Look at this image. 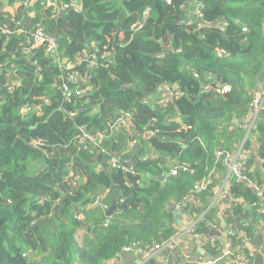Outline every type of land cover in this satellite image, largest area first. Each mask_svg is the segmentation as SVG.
<instances>
[{
    "label": "trees",
    "instance_id": "trees-1",
    "mask_svg": "<svg viewBox=\"0 0 264 264\" xmlns=\"http://www.w3.org/2000/svg\"><path fill=\"white\" fill-rule=\"evenodd\" d=\"M16 1L13 14L0 3V264H109L174 238L175 211L211 221L227 175L216 151H234L247 135L244 152L264 153V110L251 128L237 126L264 79V0H6ZM192 3L200 21L190 23ZM38 26L55 52L27 44ZM90 54L93 66H78ZM74 73L84 83L68 81ZM165 87L179 95L161 113L149 103ZM127 114L129 140L110 126ZM83 130L101 135L97 148L79 144ZM115 158L131 170L111 167ZM242 176L262 189L248 167ZM231 181L233 199L260 202ZM115 195L105 223L102 206ZM97 198L102 205L87 208Z\"/></svg>",
    "mask_w": 264,
    "mask_h": 264
},
{
    "label": "crops",
    "instance_id": "crops-1",
    "mask_svg": "<svg viewBox=\"0 0 264 264\" xmlns=\"http://www.w3.org/2000/svg\"><path fill=\"white\" fill-rule=\"evenodd\" d=\"M0 1L3 7V9L1 8L2 12H9L11 14H13L14 11L22 5L20 1H16L11 5H8L6 0ZM28 5H30L28 2L25 3V8H28ZM30 13L31 12H28L26 15L30 16ZM186 17L190 23L191 21H200L197 3L190 4V8L186 11ZM168 104L169 102L164 103L162 99H160L159 102L155 101L154 103H149L152 107L159 109L161 113L164 107ZM177 116L178 114H173V117L176 118ZM238 125L241 127L248 126L246 122L238 123L237 126ZM148 135L149 134L146 133L144 135L146 137L144 138H147ZM134 151L137 152V150ZM243 157H245L243 158V161L246 163L244 169H247L248 167L251 174L258 175L260 178L262 177L264 179L263 150H261L259 154L254 155L249 154V152L246 151V155ZM231 182L232 181H229L225 184L224 180L220 186V191L214 193L211 198L210 209L214 214L211 221L204 220L201 216H198L195 219L191 216L190 220L187 218L186 221L182 216H180L181 213L176 212L175 207H173L175 211V227L178 228L179 231L184 228L188 221H193L194 219L195 221L198 220V223L192 230L191 235H189V233L181 234L183 230L179 233L176 250L171 252L164 251L154 253L150 260V264H197L199 261L212 260L220 254L219 251L224 248V243L227 241L231 244V247L234 248L237 256L232 255L233 263L229 261H222L216 262L215 264H234V262L238 259V256H243L246 259L247 264H264V200H262L258 194V183L257 181H247V183L244 181L249 187L256 191V195L260 200L259 203L246 208L243 201L236 200L231 197L229 193V185ZM261 187L262 194L264 195V183ZM193 203L195 204L194 201ZM234 203H236L238 207L244 209L241 216L235 215L233 211ZM108 207L109 206H107V208ZM106 209H103V212H105ZM111 218H105V223H107V221ZM202 222L206 226V232L199 231V224ZM248 229L250 230V240L245 234V231ZM142 258V251L135 248H129L117 254L109 264H137L142 260Z\"/></svg>",
    "mask_w": 264,
    "mask_h": 264
},
{
    "label": "built area",
    "instance_id": "built-area-1",
    "mask_svg": "<svg viewBox=\"0 0 264 264\" xmlns=\"http://www.w3.org/2000/svg\"><path fill=\"white\" fill-rule=\"evenodd\" d=\"M53 5H55L53 2H50V1L46 2L47 7L53 6ZM55 7H56V5H55ZM66 8H67V6L64 5V6L58 7V10H59V12H61ZM198 14L200 15L199 9H198ZM142 25H143V21H141L139 24H137L135 26V28L139 29L142 27ZM246 31H247V29L245 27L241 28V32H246ZM26 42H27V44H31L32 48L39 46L42 43H46V47H47L46 52L47 53H53L56 51L55 40L51 37L46 36L44 34V32L42 31V28H40L39 26L33 30L31 40H27ZM85 57L86 58L81 60V62L79 63L78 66L86 65L87 69H89V68H91V66H93L94 58L91 54L87 55ZM2 66H3V64L0 63V68ZM73 68H74L73 65H67L66 64V66H65L66 71H70ZM68 81L73 82V83L78 82V81H82V77L79 76L78 74L74 73L68 78ZM81 83H84V82L82 81ZM63 88H64L65 92L69 91L67 86H64ZM217 90L220 91L221 93H225V92H228L230 90V88L228 87V85H223V86L218 85ZM163 91H164L163 92L164 96L162 97V100L164 101V103L172 101L176 96L179 95V91L177 89H170L168 87H165ZM80 93H81V91L80 92L78 91V92H76V95H79ZM251 95L253 96L251 116H250V118H247L245 120L249 128H251L253 126V124L255 123V121L257 119H259L262 110H264V79L263 78L261 79V82L259 83V85H256V88L251 92ZM113 123H114V126H115V124L117 125V128L119 130H122V131L125 130L126 131L125 134L127 135L128 140H129L130 134L133 131L132 130L133 126L131 125L132 123L129 120V115L127 114V115L118 116L117 119H115V121ZM82 133L83 134L81 136V142L79 144L83 145L84 148L87 149L88 151H91L94 148H97L99 141L101 139V135H99V134L90 135L88 133H85L84 130ZM246 139H247V135L243 138L241 143L238 145V147L234 151H224L223 149H218L216 151V156L222 157V161L227 167V175L225 178V184L228 183L229 181H231L232 179L239 180V181H243L245 179L242 176V170L244 169V163H243L244 161H243L242 157L244 155H246V151L244 152ZM136 145H137L136 142L129 144V146L131 148V152L134 150ZM256 147H257V149L259 148L258 145H256ZM109 163H110L111 167L121 168L122 170H125V171L131 170V168L127 169V167H125L119 161L118 158L111 159ZM220 188L217 190V192L220 191ZM217 192H215V193H217ZM259 193L262 194L261 189H259ZM99 205L101 206L102 204L100 202V198H97L93 202L89 203L88 207L92 208V207H97ZM102 208L104 209L105 206H102ZM187 218H188L187 216L183 217V219H185L186 221H187ZM197 223H198V220L188 221L187 224L182 229L183 231L180 230L179 233L182 231L181 234H188L189 233V235H191V232ZM179 233L174 238H171V239H169L165 242H162L158 245H155L147 251H143V250L138 249L139 251L143 252V258L137 264H150V260L153 257L154 253L164 252V251L171 252V251L176 250L177 249L176 248L177 247V239H178ZM224 244H225L224 248L219 251L220 254L218 256H216L215 259L208 260V261H199L197 264H215L216 262H222V261L232 262V255L237 256V253L234 251V248L231 247V244L228 241L225 242ZM234 264H247V262L243 256H238V259L236 260V262H234Z\"/></svg>",
    "mask_w": 264,
    "mask_h": 264
},
{
    "label": "water",
    "instance_id": "water-1",
    "mask_svg": "<svg viewBox=\"0 0 264 264\" xmlns=\"http://www.w3.org/2000/svg\"><path fill=\"white\" fill-rule=\"evenodd\" d=\"M62 12L63 11L59 12V15H61ZM86 46L89 47V42L86 43ZM92 50H93L92 48L89 49L90 53H92ZM110 126H114V123H111ZM242 158H245V157H242ZM125 167H127V165H125ZM174 173L176 174V171H174ZM74 208H75V211H76V216H78L77 208L76 207H74ZM116 211H117V196L115 195L113 197V199H112L111 205L104 212L105 218H111V215L113 213H115ZM40 258H42V255H41ZM40 258H39V260H40Z\"/></svg>",
    "mask_w": 264,
    "mask_h": 264
},
{
    "label": "rangeland",
    "instance_id": "rangeland-1",
    "mask_svg": "<svg viewBox=\"0 0 264 264\" xmlns=\"http://www.w3.org/2000/svg\"><path fill=\"white\" fill-rule=\"evenodd\" d=\"M145 14H146V13H145ZM145 14H144V15H145ZM215 90H216V89H215ZM112 127H113V126H112ZM56 202H59V199H57ZM82 233H83V232L77 234V239H80L81 235H83ZM81 239H82V238H81Z\"/></svg>",
    "mask_w": 264,
    "mask_h": 264
},
{
    "label": "bare ground",
    "instance_id": "bare-ground-1",
    "mask_svg": "<svg viewBox=\"0 0 264 264\" xmlns=\"http://www.w3.org/2000/svg\"><path fill=\"white\" fill-rule=\"evenodd\" d=\"M244 181L247 183L246 179H244ZM244 181H242V182H244ZM245 182H244V183H245ZM258 194H259V196L261 197V199L264 200V195H263V194H260V193H258Z\"/></svg>",
    "mask_w": 264,
    "mask_h": 264
},
{
    "label": "clouds",
    "instance_id": "clouds-1",
    "mask_svg": "<svg viewBox=\"0 0 264 264\" xmlns=\"http://www.w3.org/2000/svg\"><path fill=\"white\" fill-rule=\"evenodd\" d=\"M197 7H198V5H197ZM200 7V6H199ZM199 7H198V9H199ZM197 77V76H196ZM217 88V87H216ZM87 208H89L88 206H87ZM92 208H94V207H92ZM107 207L105 206V208L104 209H106ZM89 209H91V208H89ZM103 209V208H102Z\"/></svg>",
    "mask_w": 264,
    "mask_h": 264
}]
</instances>
